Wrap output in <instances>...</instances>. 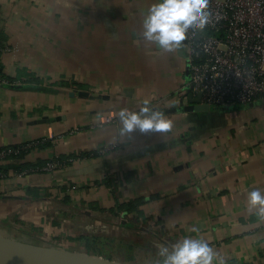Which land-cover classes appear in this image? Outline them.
Instances as JSON below:
<instances>
[{"label": "crops", "instance_id": "0c3cea01", "mask_svg": "<svg viewBox=\"0 0 264 264\" xmlns=\"http://www.w3.org/2000/svg\"><path fill=\"white\" fill-rule=\"evenodd\" d=\"M153 2L0 0V72L12 83L0 85V150L30 148L0 164V234L88 254L82 238H96L117 255H91L122 264H157L161 245L193 236L225 264H264V220L247 205L264 191V98L184 111L186 42L166 55L137 40ZM145 99L170 111L171 133L120 137L118 111Z\"/></svg>", "mask_w": 264, "mask_h": 264}, {"label": "built area", "instance_id": "2783aa9c", "mask_svg": "<svg viewBox=\"0 0 264 264\" xmlns=\"http://www.w3.org/2000/svg\"><path fill=\"white\" fill-rule=\"evenodd\" d=\"M210 21L202 31L189 34V73L193 96L211 107L248 104L264 98V0H209ZM6 47L0 41V53ZM0 72V85H11ZM114 121L108 117L106 123ZM26 148V147H25ZM15 148L0 150V164ZM53 160L45 165L60 167ZM5 175L0 172V179ZM64 247L61 241L55 244Z\"/></svg>", "mask_w": 264, "mask_h": 264}, {"label": "clouds", "instance_id": "9594fccd", "mask_svg": "<svg viewBox=\"0 0 264 264\" xmlns=\"http://www.w3.org/2000/svg\"><path fill=\"white\" fill-rule=\"evenodd\" d=\"M208 6L209 0H154L142 14L137 40L154 45L162 54L179 55L185 48L187 36L202 31L209 23ZM117 115L118 133L123 138L138 133L163 139L173 127L146 99L138 110L121 108ZM247 205L250 212L254 211L264 220V191L259 188L250 190ZM158 255L161 259L157 264H225L223 256L208 241L193 236H185L170 246L161 245Z\"/></svg>", "mask_w": 264, "mask_h": 264}, {"label": "water", "instance_id": "95a60500", "mask_svg": "<svg viewBox=\"0 0 264 264\" xmlns=\"http://www.w3.org/2000/svg\"><path fill=\"white\" fill-rule=\"evenodd\" d=\"M87 94V93H83ZM188 98L191 105L184 106ZM181 108L184 111L212 110L203 104L201 95L193 97L191 88L182 97ZM162 115L169 110L157 109ZM176 111V110H174ZM0 264H122L117 261L94 256L85 252H75L63 247L38 245L15 240L0 234Z\"/></svg>", "mask_w": 264, "mask_h": 264}, {"label": "trees", "instance_id": "16d2710c", "mask_svg": "<svg viewBox=\"0 0 264 264\" xmlns=\"http://www.w3.org/2000/svg\"><path fill=\"white\" fill-rule=\"evenodd\" d=\"M15 149L18 150V153L15 155V154H10L8 155V160H16V159H24L25 155H27L29 152H30V148H25L23 146H17V147H14ZM8 167L10 169H13L14 172H21L23 171L24 169H28L31 167V164L30 163H27V162H24V163H21V164H9ZM4 168L3 167H0V171H3ZM6 172V171H5ZM140 201H135L134 203H131L130 204V207H134L136 206L137 204H139ZM82 240L85 242L86 244V248L87 250L91 253H94V254H100V250L98 249L97 247V239L96 238H87V237H83ZM101 255V254H100Z\"/></svg>", "mask_w": 264, "mask_h": 264}, {"label": "rangeland", "instance_id": "374dc122", "mask_svg": "<svg viewBox=\"0 0 264 264\" xmlns=\"http://www.w3.org/2000/svg\"><path fill=\"white\" fill-rule=\"evenodd\" d=\"M186 48H187V51H188V53H190V51H189V48H188V46L186 45ZM64 240V239H63ZM20 241V240H19ZM23 242H26V243H31V242H27V241H23ZM66 243V242H65ZM64 242H63V244H65ZM66 245V244H65ZM64 245V246H65ZM112 243H104L103 245H101L98 249L101 251L100 252V254L101 255H103V256H112V257H115L116 255H117V251L115 250L114 252H112L111 250L113 249V247H112ZM54 246H56V245H54ZM112 247V248H111ZM111 249V250H110ZM126 253H128L127 251H125L124 249H120V251H119V254L121 255V256H127L126 255ZM107 254V255H106ZM130 254V253H129ZM115 255V256H114Z\"/></svg>", "mask_w": 264, "mask_h": 264}]
</instances>
